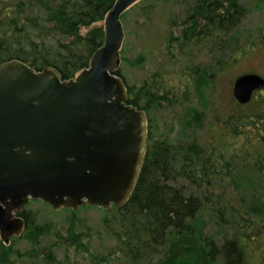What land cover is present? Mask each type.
Instances as JSON below:
<instances>
[{"label":"rangeland","instance_id":"rangeland-1","mask_svg":"<svg viewBox=\"0 0 264 264\" xmlns=\"http://www.w3.org/2000/svg\"><path fill=\"white\" fill-rule=\"evenodd\" d=\"M240 1L249 4L247 15L233 30L218 39V43L227 46L221 52L214 50L212 56L213 44L207 41L205 31L202 34L184 29L182 22L188 17L192 0H141L122 14L124 37L119 69L130 88L128 97H135L134 100L148 110L151 139L169 140L173 144L192 140L202 145L214 144L221 150L219 164L225 166L228 162L231 165L229 173L223 171L224 177L210 184L218 202L207 203L193 218V222L217 245L233 234L225 204L236 206L238 203L242 217L253 220L254 216L248 215L244 197L250 192L249 187H254L252 191L257 196L264 194V179L260 176L264 173V139L262 141L263 137L257 136L261 132L264 136V123L253 124L244 120L250 116L257 120L264 115V93L255 92V97L246 104H240L232 94L233 82L238 75L249 70L264 72V50L262 54L260 49L254 52L259 43L264 44V4L258 6L254 4L256 0L251 3L249 0ZM103 22L104 18L81 26L80 32L85 34L92 28H103ZM166 47L172 54L167 53ZM221 67L224 68L222 71ZM156 85L162 90L159 95L156 91L157 95L153 97L150 94L142 96L139 91L143 88V92H147L144 89ZM195 111L199 120L191 122L189 116ZM257 165H260V171ZM237 169L243 176H258L257 182L251 185L245 180L243 183ZM175 185L186 186L188 192H194L183 178L177 179ZM26 210L29 219L45 229L44 234L50 230L52 235L43 237L44 240L58 235L69 239L79 236L78 244L83 245V249H76L78 246L72 245L73 242L57 247V251L55 249L59 264H92L93 257L102 264H135L115 254L117 240L113 229L117 225L104 224L106 217L111 218L107 215L110 208L84 205L78 210L64 207L54 210L39 199H31ZM239 220V224H247L242 218ZM254 226L256 232H262V239L248 248V264H264V215L258 217ZM14 240V249L25 251L31 247L25 237ZM160 256L161 253L152 254L149 259L152 257L155 261ZM23 258L18 257L16 261ZM26 259L30 261L28 264L38 260L33 256ZM137 264H148V261L140 259Z\"/></svg>","mask_w":264,"mask_h":264},{"label":"trees","instance_id":"trees-1","mask_svg":"<svg viewBox=\"0 0 264 264\" xmlns=\"http://www.w3.org/2000/svg\"><path fill=\"white\" fill-rule=\"evenodd\" d=\"M114 1H0V63L10 58H18L36 70L52 66L60 73L62 79L74 77L80 70L89 66L92 54L104 42L102 27L92 28L85 34L80 32V27L104 18ZM249 1L251 3L255 0ZM254 4L260 6L264 4V0H256ZM248 5L240 0H192L188 17L182 23L185 24L184 29L196 30L202 34L207 26L211 27L210 35L215 41L213 47L220 48L224 43H217L215 39L222 38L239 25L249 11ZM185 35L189 37L187 33ZM174 38L178 40L176 36ZM166 51L172 54L170 48L166 47ZM115 73L125 81L120 69ZM148 88L149 90L144 89L147 92H143V88L139 90L142 96L150 94L153 97L154 94L157 95L156 91L158 95L162 93L160 86ZM161 97L163 99V94ZM134 98L128 97L127 102L138 109H146ZM198 117L195 111L189 116V121H198ZM244 120L252 121L253 124L264 123V115L257 120L251 116L245 117ZM191 122H188L190 126ZM188 124L186 127H189ZM148 135L149 144L132 193L122 205L112 206L107 214L111 215V218L106 217L104 220L105 225H117L116 229H113L117 240V253H112L120 254L121 257L118 258L129 259L135 264L140 259H145L148 264H248V248L262 239V232H256L254 222L264 215V194L257 196L252 191L254 187H249L250 192L244 197L248 215L254 216L253 220L242 217L238 203L236 206L225 204L230 217L227 221L231 224L233 234L223 244H215L203 233L202 228L193 222V218L197 217L198 212L207 203H216L217 197L210 184L215 180L219 182L224 177L223 171L231 169V165L228 162L225 166L219 164L221 150L214 144L202 145L194 140L173 144L169 140L151 139V132ZM257 136L263 137V141L262 132ZM259 166L258 171L261 170ZM237 173L242 176L243 183L247 181L246 184L254 185L259 178L256 175L243 176L239 169ZM260 176L264 179V173ZM179 178L187 180L194 192H188L186 186H176L175 182ZM26 217L29 228L42 230L43 227L35 224L32 218L29 219V215ZM239 218L247 224H239ZM34 235H37L35 240L33 238L35 245L39 235ZM51 245H54V242L48 248L44 244L41 246L35 264L38 261L40 264H55ZM76 246V249H81L83 245ZM6 247L0 245V264L30 262L26 259L30 256H25L17 250L11 252L7 249L9 247ZM28 251L29 249L25 250L26 253ZM156 253H161L159 259H149L150 255ZM18 257L24 258L17 262ZM91 260L92 264H102L95 257Z\"/></svg>","mask_w":264,"mask_h":264},{"label":"water","instance_id":"water-1","mask_svg":"<svg viewBox=\"0 0 264 264\" xmlns=\"http://www.w3.org/2000/svg\"><path fill=\"white\" fill-rule=\"evenodd\" d=\"M138 0H115L104 19L105 40L90 65L70 79L52 66L36 70L11 58L0 63V233L20 234L14 218L29 198L61 206L123 204L146 150L144 111L126 102L120 64L121 14ZM264 85L255 73L233 85L240 103Z\"/></svg>","mask_w":264,"mask_h":264},{"label":"flooded vegetation","instance_id":"flooded-vegetation-1","mask_svg":"<svg viewBox=\"0 0 264 264\" xmlns=\"http://www.w3.org/2000/svg\"><path fill=\"white\" fill-rule=\"evenodd\" d=\"M208 28L205 30V32L207 33V36L206 37H208L207 38V41H209L210 42V44L212 45V44H214V37H212L210 34L212 33L211 31H209L210 30V28L211 27H209V26H207ZM264 37V36H263ZM260 38H262V37H260ZM219 38H217V39H215V40H217V43H218V40ZM225 46H222V47H220V48H218L217 46H215V47H211V51H210V56H212V54H213V51L214 50H216L217 52H221L222 50H225ZM260 49V54H262V51L264 50V44H262V43H259L258 45H257V48H256V50L254 51V52H256V51H258ZM239 51V50H238ZM226 64H227V61H226ZM225 64V65H226ZM224 68L223 67H221L220 68V71H222ZM247 72H255V73H258L259 75H261L263 78H264V72L263 71H257V70H249V71H247ZM230 87H229V85H228V89H229ZM231 89H229V91H230ZM255 92H258V93H256V94H263L264 93V86L262 87V88H260V89H257V91H254L253 92V98L255 97ZM255 94V95H254ZM147 112V111H146ZM149 115V114H148ZM147 115V116H148ZM148 118H149V120H148V123H149V121H150V117L148 116ZM148 132H149V129H148ZM149 136V135H148ZM45 204H47V205H50V204H48V203H46L45 202ZM28 205V204H27ZM27 205H25V207L23 208V209H21L20 211H15L14 212V216L15 217H18V218H22V220H23V222H24V229H23V231L19 234V235H16V234H12L9 238H8V240L7 241H5L4 239H3V237L1 236V233H0V239L2 240V242H0L2 245H5V246H7V247H9V248H7L8 250H10L11 252L13 251V250H17V251H19V252H21L22 254H24L25 256H33V257H36L37 256V254H38V250L41 248V246H43V244H44V246H46L47 248H48V246H50V244L51 243H53L54 242V245H51V250H52V252L55 254L56 252H55V249H56V251H57V249L61 246V245H63V244H65V243H70V242H73V244L72 245H74L75 247H76V244H78V240H79V236H76V238H74V239H69V238H67V237H61L60 235H58V234H55V235H58L57 237H52L51 239H49L48 238V240H44V238L43 237H45V236H48V237H50L52 234H49L50 233V230L46 233V234H44V228H42V230H37V229H31V228H29L28 227V218L26 217V216H28L29 215V212H26L27 210H26V206ZM51 206V205H50ZM52 207V206H51ZM30 217V216H29ZM31 226V225H30ZM41 233V234H40ZM34 234H40L39 235V238H37V241L35 242V245L33 244V242H34V240H35V238H36V236L37 235H34ZM28 237H26V236ZM23 238V237H25V239L31 244V247L29 248V251L26 253L25 251H20V250H18V249H14V246L15 245H13L14 244V242H15V240L14 239H19V238ZM33 238H34V240H33ZM43 238V239H42ZM4 243V244H3ZM58 247V248H57ZM77 248V247H76ZM29 252H31V253H29ZM55 256V255H54ZM57 256H55V264H59L58 263V261H57ZM33 264H35V263H33Z\"/></svg>","mask_w":264,"mask_h":264},{"label":"bare ground","instance_id":"bare-ground-1","mask_svg":"<svg viewBox=\"0 0 264 264\" xmlns=\"http://www.w3.org/2000/svg\"><path fill=\"white\" fill-rule=\"evenodd\" d=\"M221 10H222V9H221ZM221 10H220V11H221ZM189 12H190V11H189ZM201 13H202V12H201ZM211 13H212V12H211ZM190 21H191V20H190ZM225 25H226V24H225ZM234 48H235V47H234ZM224 57H225V56H224ZM228 57H229V56H228Z\"/></svg>","mask_w":264,"mask_h":264}]
</instances>
